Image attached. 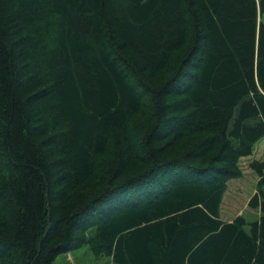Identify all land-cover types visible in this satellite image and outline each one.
Instances as JSON below:
<instances>
[{
	"label": "trees",
	"instance_id": "trees-1",
	"mask_svg": "<svg viewBox=\"0 0 264 264\" xmlns=\"http://www.w3.org/2000/svg\"><path fill=\"white\" fill-rule=\"evenodd\" d=\"M264 0H0V264H264Z\"/></svg>",
	"mask_w": 264,
	"mask_h": 264
},
{
	"label": "rangeland",
	"instance_id": "rangeland-1",
	"mask_svg": "<svg viewBox=\"0 0 264 264\" xmlns=\"http://www.w3.org/2000/svg\"><path fill=\"white\" fill-rule=\"evenodd\" d=\"M264 22V16L261 17ZM253 161L264 162V138L254 146L252 156L240 160L242 177L234 179L228 184L221 209L220 218L225 222H232L237 217H244L248 222L258 220L260 212L249 206V201L256 192L259 177L250 164ZM55 264H113L109 257H95L88 246H84L70 253L62 254L55 260Z\"/></svg>",
	"mask_w": 264,
	"mask_h": 264
}]
</instances>
